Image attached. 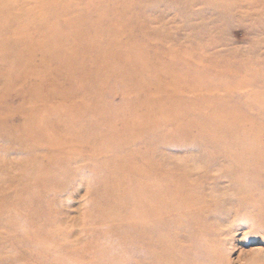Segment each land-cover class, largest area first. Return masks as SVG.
<instances>
[{
	"label": "rangeland",
	"instance_id": "obj_1",
	"mask_svg": "<svg viewBox=\"0 0 264 264\" xmlns=\"http://www.w3.org/2000/svg\"><path fill=\"white\" fill-rule=\"evenodd\" d=\"M231 133L264 134V0H0V264H264Z\"/></svg>",
	"mask_w": 264,
	"mask_h": 264
},
{
	"label": "bare ground",
	"instance_id": "obj_2",
	"mask_svg": "<svg viewBox=\"0 0 264 264\" xmlns=\"http://www.w3.org/2000/svg\"><path fill=\"white\" fill-rule=\"evenodd\" d=\"M230 136V140L235 146L238 145L245 148L243 149V151H240V153L242 152V154L245 155H243L242 159L240 160V157L238 158L240 153L237 154L236 158L241 164V169L234 172L231 177V182L233 184L241 186V189L239 191L240 199L235 202L236 206H231L232 208L229 207V210L227 211H233V209H235L236 213H242L245 211L251 212L253 215H255V218H253L254 220H251V227H249V229L264 232V134H259L255 138L245 137L243 139H241V136H237L233 133H231ZM258 150H260V152H258ZM236 158L235 160L237 162ZM153 171H156L155 176H157V171L160 170L154 169ZM152 175H154V173ZM154 178L155 177H153L152 180ZM154 184L148 185V191L152 192L156 189V184ZM186 191H189V196L194 195L192 189L189 188V190ZM195 200L196 199L193 200L191 198V201L188 202L186 208L187 217L193 216L194 214L197 215L198 213H200V215L206 213H212L216 215L219 214V208L213 205H210L208 208H205L202 211V205L199 202L196 203ZM175 202L176 197L174 201H172L170 198L169 203L171 206H173ZM152 220L154 221V223L152 222ZM155 224L156 221L150 217L149 223L142 224V226H148L147 228H150L149 230H153ZM144 241L145 240L141 239V242ZM154 242L156 241H153L151 238L149 239V243H152V245L154 244Z\"/></svg>",
	"mask_w": 264,
	"mask_h": 264
}]
</instances>
